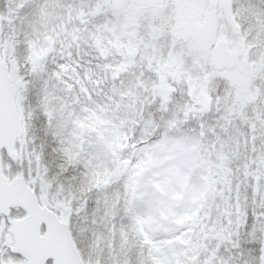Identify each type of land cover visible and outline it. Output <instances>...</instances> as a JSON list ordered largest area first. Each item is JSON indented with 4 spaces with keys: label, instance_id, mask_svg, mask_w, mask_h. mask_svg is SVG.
Listing matches in <instances>:
<instances>
[{
    "label": "snow or ice",
    "instance_id": "obj_1",
    "mask_svg": "<svg viewBox=\"0 0 264 264\" xmlns=\"http://www.w3.org/2000/svg\"><path fill=\"white\" fill-rule=\"evenodd\" d=\"M0 264H264V0H0Z\"/></svg>",
    "mask_w": 264,
    "mask_h": 264
},
{
    "label": "rangeland",
    "instance_id": "obj_2",
    "mask_svg": "<svg viewBox=\"0 0 264 264\" xmlns=\"http://www.w3.org/2000/svg\"><path fill=\"white\" fill-rule=\"evenodd\" d=\"M143 200L147 215L138 223L144 230L147 228L154 233L170 231L172 226L182 225L191 219L186 211L190 204V196L187 191L176 190L172 186L157 187L150 192H146ZM146 235L148 236L147 232ZM151 243L155 248V252H162L159 243H153L152 241ZM169 243L171 242L169 241ZM157 259L160 258L157 257Z\"/></svg>",
    "mask_w": 264,
    "mask_h": 264
},
{
    "label": "trees",
    "instance_id": "obj_3",
    "mask_svg": "<svg viewBox=\"0 0 264 264\" xmlns=\"http://www.w3.org/2000/svg\"><path fill=\"white\" fill-rule=\"evenodd\" d=\"M140 231L145 233L146 241L149 242V243H151V241L148 240V236L146 235V232H145V230L142 228V226L140 227ZM153 250L155 251V248H154V247H153ZM156 259H157V257H156Z\"/></svg>",
    "mask_w": 264,
    "mask_h": 264
},
{
    "label": "water",
    "instance_id": "obj_4",
    "mask_svg": "<svg viewBox=\"0 0 264 264\" xmlns=\"http://www.w3.org/2000/svg\"><path fill=\"white\" fill-rule=\"evenodd\" d=\"M165 232H167V231H165Z\"/></svg>",
    "mask_w": 264,
    "mask_h": 264
}]
</instances>
